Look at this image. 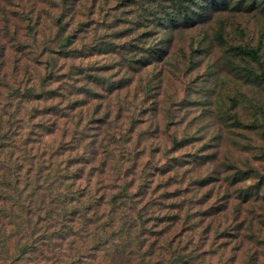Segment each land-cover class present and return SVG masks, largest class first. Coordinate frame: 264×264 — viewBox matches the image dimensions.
I'll list each match as a JSON object with an SVG mask.
<instances>
[{
  "label": "rangeland",
  "instance_id": "1",
  "mask_svg": "<svg viewBox=\"0 0 264 264\" xmlns=\"http://www.w3.org/2000/svg\"><path fill=\"white\" fill-rule=\"evenodd\" d=\"M171 5L15 0L7 16L0 13V65L11 59L20 67L1 86V104L16 107V89L33 98L45 89L52 100L23 109L29 117L63 100L69 124L46 139L49 150L60 153L80 136L97 142L81 148L90 159L97 154L94 189L103 179L108 200L129 185L130 198L143 193L135 202L146 218L188 244L196 264H264V16L230 11L174 32L159 24ZM245 45L263 47L262 63L237 53ZM155 49L163 59L151 58ZM33 59L55 67L43 64L29 82Z\"/></svg>",
  "mask_w": 264,
  "mask_h": 264
},
{
  "label": "trees",
  "instance_id": "2",
  "mask_svg": "<svg viewBox=\"0 0 264 264\" xmlns=\"http://www.w3.org/2000/svg\"><path fill=\"white\" fill-rule=\"evenodd\" d=\"M14 1L0 0L4 17L5 8L14 7ZM171 1L173 5L166 9L159 24L174 32L210 24L215 17L230 11L264 16V0ZM62 3L66 6L67 0ZM25 20L32 18L26 16ZM8 27L6 19L5 28ZM28 31L33 32L30 27ZM262 48L245 45L235 50L243 59L262 63ZM155 50L150 52L151 58L163 59L164 51ZM193 54L197 58L198 50ZM31 64L34 69L27 66L29 82L40 73L43 64L45 68L55 67L41 59H33ZM19 67L11 59L1 63L0 88L11 84L8 82L18 74ZM262 67L264 70V64ZM47 85L45 80L44 86ZM44 90L33 98L31 92L16 89L10 98L18 100L16 107L2 106L0 101V264H196V255L187 249L188 244L184 246L178 236L166 237L167 232L157 231L158 224H151L146 218L144 207H138L141 202H135L143 193L130 198L129 185L108 200L107 181L100 179L101 189L93 188L97 154L92 151L90 159L81 153V148L90 146L93 150L97 142L84 144L85 138L80 136L61 145L60 153L50 152L46 139L57 133L61 122L66 127L63 100L56 109H34L29 117L23 109L26 102L54 98L50 99ZM72 114L74 119L77 112ZM103 143L100 146L111 151L110 145ZM101 163L104 175L109 158ZM91 166L93 170L87 174ZM129 176L126 171L123 179ZM126 201H130L128 206ZM176 225L174 222L171 226ZM199 259L204 262L202 254Z\"/></svg>",
  "mask_w": 264,
  "mask_h": 264
}]
</instances>
